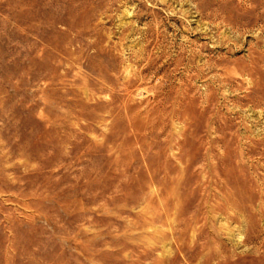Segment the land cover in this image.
Instances as JSON below:
<instances>
[{"label":"rangeland","instance_id":"1","mask_svg":"<svg viewBox=\"0 0 264 264\" xmlns=\"http://www.w3.org/2000/svg\"><path fill=\"white\" fill-rule=\"evenodd\" d=\"M0 264H264V0H0Z\"/></svg>","mask_w":264,"mask_h":264},{"label":"bare ground","instance_id":"2","mask_svg":"<svg viewBox=\"0 0 264 264\" xmlns=\"http://www.w3.org/2000/svg\"><path fill=\"white\" fill-rule=\"evenodd\" d=\"M147 70V69H146ZM239 216V215H238ZM259 217V216H258Z\"/></svg>","mask_w":264,"mask_h":264}]
</instances>
